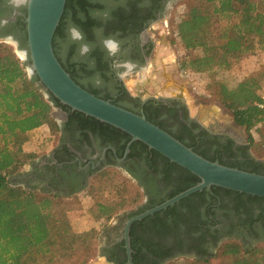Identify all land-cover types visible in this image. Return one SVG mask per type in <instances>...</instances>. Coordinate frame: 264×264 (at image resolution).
<instances>
[{
	"label": "trees",
	"instance_id": "trees-1",
	"mask_svg": "<svg viewBox=\"0 0 264 264\" xmlns=\"http://www.w3.org/2000/svg\"><path fill=\"white\" fill-rule=\"evenodd\" d=\"M89 3V0H66L53 36L55 54L54 41L63 20L72 18L85 29L87 23L77 13L85 12ZM176 36L185 50L180 66L185 70L209 75L217 85V99L231 110L236 124L246 127L248 146H245V150L259 142L252 133L254 129L258 132L260 145L264 149V134L258 128L264 124V93L258 91L262 86L261 82H264V72L253 71L232 88L216 79L218 73L233 69L243 57L264 50V0H196L177 23ZM60 63L83 88L108 99L107 96L98 95L97 89L84 75V62L79 63V69L74 63L68 66L61 61ZM26 67V61L21 60L10 45L0 42V264H89L95 251L96 233L93 229L82 232L72 229L64 206L69 195L38 190L9 179L10 176L19 174L26 161L36 157L34 153L23 151L17 146L28 131L44 124L53 133L59 130L51 113L54 104L61 103L50 92L47 97L40 90L37 75L34 73L29 76ZM123 91L130 99L131 108L119 102L112 101L113 103L137 113L142 112L149 121L192 147L198 154L212 161L216 159L212 148L214 141L209 139L204 128H200L189 117L187 106L180 99L147 97L141 100L137 96L128 95L125 89ZM65 109L69 110L70 107L65 105ZM74 112L85 115L76 110ZM88 117L121 131L94 117ZM138 142L148 148L143 142ZM219 147L227 161L219 162L236 167L232 159L231 143L220 144ZM152 151L169 160L154 149ZM249 160L253 168L247 171L260 173L258 169L264 167V162L252 155ZM228 162L231 164H227ZM171 163L180 166L172 161ZM111 169L114 168L108 167L96 173L87 188L94 193L104 188L112 190L113 196L109 201L97 202L99 215L105 220L129 205H137V211L130 214L135 215L199 181L198 176L188 171L184 186L165 199L139 206L143 199L141 190L130 179L116 176L113 173L116 169ZM183 202L185 200L167 207L166 212L171 219L164 226L157 227L156 232L167 230L175 235L180 234L182 213L177 206ZM139 222L136 221L133 225ZM131 248L139 250L133 241ZM236 252L233 242H225L212 255L201 252L199 255L196 253L195 257H176L183 259L179 264H209L214 256L221 257L219 264H264V244L247 247L242 255H236ZM161 255L173 256L171 253ZM174 261L169 260L166 264H175Z\"/></svg>",
	"mask_w": 264,
	"mask_h": 264
},
{
	"label": "flooded vegetation",
	"instance_id": "flooded-vegetation-1",
	"mask_svg": "<svg viewBox=\"0 0 264 264\" xmlns=\"http://www.w3.org/2000/svg\"><path fill=\"white\" fill-rule=\"evenodd\" d=\"M179 1L89 0L87 10L77 13L87 23L85 29L72 18L63 20L54 41L57 57L65 66L74 63L78 69L79 63L84 62V75L97 89L98 95L131 108L130 99L123 91L127 89L122 75L125 70L139 71L149 62L153 47L149 33L154 25L171 16V12L181 5ZM93 9H107L110 18L94 19L90 15ZM26 14L27 8L17 12L9 0H0V21L7 20L6 24L0 25V42L11 40L18 49L28 52ZM69 22L83 31V41L73 42L68 38ZM109 37L119 43V50L114 55L103 46V41ZM82 44L90 48L83 56L79 54ZM25 61L27 66L30 65L28 56ZM137 97L141 100L147 97L175 98L185 103L179 95ZM52 112L59 126L55 145L47 153L29 161V169L12 178L15 182L50 193L72 195L85 189L96 173L114 167L141 190L143 199L139 206L165 199L187 182L189 170L155 154L139 140H131L128 133L96 122L87 115L81 116L72 109L67 110L64 104H54ZM189 117L206 130L210 140L216 142H212L215 160L226 161L219 145L230 142L234 166L243 170L253 168L248 147L245 150L248 136H235L230 128L220 125L210 114L207 123L198 117ZM258 170L264 174V167ZM181 200L185 202L177 206L182 213L180 234L155 231L170 221L167 208L144 217L145 220H136L139 223H131L128 231L130 247L133 241L139 248L138 251L131 248L133 264H165L178 255L195 257L201 252L212 255L225 242H233L236 250L239 247L241 251L264 244L263 197L211 185L209 189L199 190V193L194 192ZM135 211L137 209L124 212L115 223L103 229L106 240L99 249L100 264H128L123 227ZM169 253L173 256L161 255Z\"/></svg>",
	"mask_w": 264,
	"mask_h": 264
},
{
	"label": "rangeland",
	"instance_id": "rangeland-1",
	"mask_svg": "<svg viewBox=\"0 0 264 264\" xmlns=\"http://www.w3.org/2000/svg\"><path fill=\"white\" fill-rule=\"evenodd\" d=\"M195 3L196 0L179 1L181 5L171 12V16L166 21L154 25L151 30L152 33H149L153 40L149 62L139 71L125 70L122 75L124 86L128 93L133 96L140 95L142 98L147 96L171 97L179 95L186 103L190 116L198 117L204 123H207L208 114L213 115L217 118L220 125L230 128V131L235 136L246 137L248 136L247 130L237 126L232 121L231 110L217 99L215 92L217 85L212 78L205 73L185 70L180 66V60L184 56L185 50L176 36V25L185 16L188 7ZM1 42L10 45L21 60H26L27 57L23 55V50L18 49L13 41L5 40ZM26 70L30 76L28 67H26ZM253 71L264 72V50H258L252 55L243 57L233 69L218 73L216 79L225 83L227 87L232 88L237 85L240 79ZM172 83L174 86L173 90H163ZM261 85L258 91L263 94V81ZM169 93H171V96H168ZM212 107H216L217 111L215 113H212ZM55 118L58 119L57 116ZM258 128L264 134V124L258 126ZM252 133L255 140L259 142L250 146L248 148L249 152L254 158L264 162V149L260 145L259 134L255 129ZM57 137L58 131L53 133L49 126L44 124L28 131L17 146L23 151L34 153L35 158H37L47 153L55 145ZM29 161L31 160L23 164L21 171L29 169ZM113 173L116 176L129 179L117 169ZM14 176L9 177L10 181H14L12 179ZM130 182L133 183L132 181ZM88 186L78 193L69 195L65 200L64 206L67 209L69 223L74 231L82 232L89 229L95 231V251L89 264H100V259H98L99 249L105 244L106 240L102 233L103 229L107 225L115 223L119 215L135 209L137 205H129L126 208L117 210L109 220H105L99 215L97 202L109 201L113 196V192L110 188H104L102 191L94 193V191L87 189ZM236 253V255H242L239 247ZM172 260H175L173 262L175 264L183 262L181 257H175ZM220 261L221 257L214 256L210 259L209 264H219Z\"/></svg>",
	"mask_w": 264,
	"mask_h": 264
},
{
	"label": "water",
	"instance_id": "water-1",
	"mask_svg": "<svg viewBox=\"0 0 264 264\" xmlns=\"http://www.w3.org/2000/svg\"><path fill=\"white\" fill-rule=\"evenodd\" d=\"M65 2L66 0H32L31 6L27 8L25 21L28 52L23 51V55L30 59V65L27 66L28 71L30 75L32 73L37 75L40 90L47 97L50 92L61 104L72 110L94 117L128 133L131 140L143 142L150 149H154L199 177V181L194 185L131 216L125 222L123 230L128 264H133L128 235L133 221L165 209L196 191L209 189L211 185L264 198V174L227 166L218 160H209L157 124L149 121L142 112L137 113L117 105L78 84L58 60L52 44ZM51 114L53 116V112ZM243 129L246 127L244 126Z\"/></svg>",
	"mask_w": 264,
	"mask_h": 264
},
{
	"label": "clouds",
	"instance_id": "clouds-1",
	"mask_svg": "<svg viewBox=\"0 0 264 264\" xmlns=\"http://www.w3.org/2000/svg\"><path fill=\"white\" fill-rule=\"evenodd\" d=\"M11 7L20 12L23 9L29 8L31 6L32 0H9ZM90 15L93 18H103L105 20L110 18V12L107 9H93L90 10ZM7 20L0 21V25L6 24ZM68 38L73 41H83L84 33L79 28V26L69 22L67 27ZM103 46L110 55H114L119 50V43L115 39L109 37L103 41ZM90 51V48L86 44H82L79 49V54L81 56L86 55Z\"/></svg>",
	"mask_w": 264,
	"mask_h": 264
},
{
	"label": "crops",
	"instance_id": "crops-1",
	"mask_svg": "<svg viewBox=\"0 0 264 264\" xmlns=\"http://www.w3.org/2000/svg\"><path fill=\"white\" fill-rule=\"evenodd\" d=\"M167 84H170V83H167ZM174 86H173V83L170 85V86H166V88H164L163 90L165 91H168V90H173ZM168 96H171V93H169ZM214 107L211 108L212 110V113H215L216 112V109L213 110Z\"/></svg>",
	"mask_w": 264,
	"mask_h": 264
}]
</instances>
